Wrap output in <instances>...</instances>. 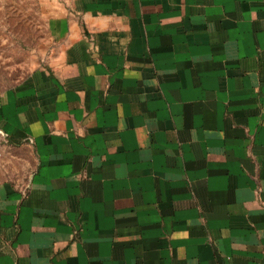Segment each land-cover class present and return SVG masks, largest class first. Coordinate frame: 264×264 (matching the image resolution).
<instances>
[{
	"label": "crops",
	"instance_id": "crops-1",
	"mask_svg": "<svg viewBox=\"0 0 264 264\" xmlns=\"http://www.w3.org/2000/svg\"><path fill=\"white\" fill-rule=\"evenodd\" d=\"M52 15L0 89V144L31 154L0 180V264H264V0Z\"/></svg>",
	"mask_w": 264,
	"mask_h": 264
},
{
	"label": "rangeland",
	"instance_id": "rangeland-1",
	"mask_svg": "<svg viewBox=\"0 0 264 264\" xmlns=\"http://www.w3.org/2000/svg\"><path fill=\"white\" fill-rule=\"evenodd\" d=\"M56 0H0V89L22 81L44 64L52 40V12ZM0 144V180L20 181L29 171L28 148L6 156Z\"/></svg>",
	"mask_w": 264,
	"mask_h": 264
},
{
	"label": "built area",
	"instance_id": "built-area-1",
	"mask_svg": "<svg viewBox=\"0 0 264 264\" xmlns=\"http://www.w3.org/2000/svg\"><path fill=\"white\" fill-rule=\"evenodd\" d=\"M2 137H1V135H0V139H1Z\"/></svg>",
	"mask_w": 264,
	"mask_h": 264
}]
</instances>
